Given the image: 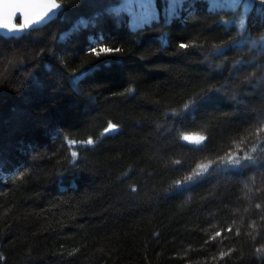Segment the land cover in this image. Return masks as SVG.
Segmentation results:
<instances>
[{
	"label": "trees",
	"instance_id": "trees-1",
	"mask_svg": "<svg viewBox=\"0 0 264 264\" xmlns=\"http://www.w3.org/2000/svg\"><path fill=\"white\" fill-rule=\"evenodd\" d=\"M57 1L0 36V264H264L261 0Z\"/></svg>",
	"mask_w": 264,
	"mask_h": 264
},
{
	"label": "snow or ice",
	"instance_id": "snow-or-ice-1",
	"mask_svg": "<svg viewBox=\"0 0 264 264\" xmlns=\"http://www.w3.org/2000/svg\"><path fill=\"white\" fill-rule=\"evenodd\" d=\"M172 2L174 3V0H172ZM234 2L237 5L243 3L244 7L247 8L250 6L251 0H234ZM261 3L264 4V0H261ZM37 6L41 7L42 11L35 14V16L33 18H31L30 20H26V22L24 24H20L19 26L13 25V26L9 27L8 23L0 22V28L7 29V31L10 33L22 31L26 27L39 25L46 18H50L51 15H54L55 10H57L61 7L59 4L55 3L54 0H53V2L43 4V5H37L35 3V0H3V2L0 3V20H2L4 18L12 17L17 12L24 13V12H26L27 9L37 7ZM80 23H83V22L81 21ZM241 23L243 24V21H241ZM180 47L185 48V47H187V45L181 43ZM112 51H115V50L114 49H108V48H101L99 50L100 53H109ZM114 127H115L114 125L109 124V128L106 129V131H110ZM257 132H258V134H259V132H264V128H259L257 130ZM184 139H188V138L185 137ZM87 143L91 144V143H93V141L89 140ZM253 151H255V149H253ZM73 155H75V153H73ZM241 159H251V157L245 156V157H241V158H235V157L230 156L227 160V163L239 165L241 162ZM203 170L206 171L207 166H204ZM200 174H202V173L201 172L196 173V175H200ZM188 179H192V177H189ZM258 207H259V205H258ZM217 235H219V233H217Z\"/></svg>",
	"mask_w": 264,
	"mask_h": 264
},
{
	"label": "rangeland",
	"instance_id": "rangeland-1",
	"mask_svg": "<svg viewBox=\"0 0 264 264\" xmlns=\"http://www.w3.org/2000/svg\"><path fill=\"white\" fill-rule=\"evenodd\" d=\"M193 0H120L117 9H124L130 13L132 26L144 24L151 19L162 15L166 18L178 16L181 14L186 4L190 5ZM208 6L211 7H232L234 0H207Z\"/></svg>",
	"mask_w": 264,
	"mask_h": 264
},
{
	"label": "water",
	"instance_id": "water-1",
	"mask_svg": "<svg viewBox=\"0 0 264 264\" xmlns=\"http://www.w3.org/2000/svg\"><path fill=\"white\" fill-rule=\"evenodd\" d=\"M3 0H0V3H2ZM53 2V0H35V3L37 5H43V4H47ZM55 3L59 4L61 7L57 10H55V14L51 15L50 18H46L43 22H41L39 25H34L31 27H26L24 28L22 31L19 32H8L7 29L4 28H0V36L3 38H20L21 36H23V34L26 31H32V30H36V29H40L42 27H44L45 25H47L48 23H50L52 20L56 19L60 13V11L62 10V5L57 1L54 0ZM42 11V8L37 6V7H33L30 9H27L26 12L22 13V12H17L15 13L14 16L9 17V18H4L2 20H0V22L3 23H8L9 27L16 25L19 26L20 24H24L26 22V20H30L31 18H33L35 16V14L39 13Z\"/></svg>",
	"mask_w": 264,
	"mask_h": 264
}]
</instances>
